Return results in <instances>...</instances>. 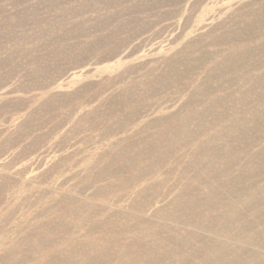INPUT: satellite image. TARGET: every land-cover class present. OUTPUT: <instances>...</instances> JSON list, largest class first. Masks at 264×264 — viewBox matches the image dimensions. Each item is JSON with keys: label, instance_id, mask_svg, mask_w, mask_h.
I'll return each instance as SVG.
<instances>
[{"label": "rangeland", "instance_id": "obj_1", "mask_svg": "<svg viewBox=\"0 0 264 264\" xmlns=\"http://www.w3.org/2000/svg\"><path fill=\"white\" fill-rule=\"evenodd\" d=\"M256 2L0 0V264H47L53 254L61 253V259L63 252L96 245L98 239H105V249L112 248L121 260L125 239L116 236L117 242L111 243L104 237L115 232L109 231V222L118 217L119 223L132 225L137 216L165 231L168 225L211 237L210 229L195 228L199 224L194 218L182 216L175 221L159 213L175 207L172 203L201 170V162L188 168L196 145L184 148L177 162H165L160 171L145 175L136 190L115 186L112 177L97 176V168L106 166L118 145L138 141L150 123L172 116L173 121L183 118L182 108L193 99V90L231 53L223 33L244 11L256 9ZM112 35L111 46L93 51L99 38L109 40ZM262 43L264 32L252 45ZM181 56L186 61L178 66L182 87L169 84L168 89L149 90L147 83L167 74ZM136 84L132 105L139 109L132 120L126 123L121 115L102 123L94 120L95 110L106 111L112 103L106 102L122 97ZM251 84L250 79L230 86L218 79L212 95L246 90ZM200 108L199 103L193 106L194 115ZM225 125L219 122L216 132ZM262 144L259 141L256 148ZM231 174L237 176V169ZM151 185L156 189L141 211L139 196ZM68 211L72 218L65 225L64 237L59 233L42 236L43 230ZM222 211V207L217 209ZM126 237L133 251V233ZM48 238H54L53 242L29 251L31 242ZM243 243L264 255L261 244H249L246 238ZM88 251L89 247L86 256ZM143 252L134 253L131 260Z\"/></svg>", "mask_w": 264, "mask_h": 264}, {"label": "bare ground", "instance_id": "obj_2", "mask_svg": "<svg viewBox=\"0 0 264 264\" xmlns=\"http://www.w3.org/2000/svg\"><path fill=\"white\" fill-rule=\"evenodd\" d=\"M263 2L264 0H258L256 9L244 11L231 29L223 33V38L231 44V53L214 66L204 82L193 90V99L182 108L183 118L173 121L172 116L150 123L147 128L141 129L143 132L138 141L118 145L117 153L109 156L106 166L97 168V176L112 177L116 180L115 186L136 190L141 178L160 171V166L165 162L166 165L177 162V155L184 148L196 145L188 168H195L201 162V170L189 180L184 193L172 203L175 207L172 210L161 209L159 213H165L166 217L174 218L175 221H179L182 216L194 218L199 224L195 228L210 229L211 237H201L194 231H183L168 225V231H165L164 227L149 225L146 219L137 216L133 217L136 223L132 225L119 223L121 218L118 217L109 222V231L114 229V235L106 234L104 237L110 239L111 243L117 242L114 239L116 236L125 239L123 248L120 247L123 259L115 258L112 248L105 249V239H98L96 245L78 246L63 252L64 257L61 259L58 258L61 253L53 254L47 264H264V255L248 250L243 243L246 238L249 244H261L264 248V43L252 45L264 32ZM118 31L117 29L114 36L119 34ZM112 39L113 35L109 40L99 38L94 43L93 51L104 50L105 45L111 46L108 42ZM116 45L117 41L112 47ZM89 51L91 53L92 49L88 53ZM178 58L167 74L147 83L149 90H156L155 87L166 89L169 84L182 87L183 73L178 66H183L186 61L182 56ZM218 79H224L230 86L237 81L240 83L250 79L252 84L246 90L228 86L233 89L230 94L212 95L214 83ZM137 86L138 84L122 97L118 95L106 102V105L112 102L106 107V111L95 110L92 113L94 120L102 123L118 115L125 118L124 122L131 119L139 109V106L132 105ZM196 103L201 108L194 115L192 108ZM130 108L132 109L129 110ZM222 121L226 125L216 132L215 127ZM20 124L22 125L21 120ZM153 128L157 129L155 133L150 131ZM203 130L209 132L204 134ZM259 141L263 144L257 149ZM236 169L238 174L233 176L231 172ZM142 185L143 183L139 186ZM155 189L156 186L153 185L145 187L139 196L138 208L141 211L147 205L146 202L149 203L148 197ZM221 207L223 211L217 212ZM72 211L75 212L73 209ZM71 218L69 211L63 213L58 222L55 221L49 229L42 231V236L52 234L55 237L59 233L58 236L64 237L65 225ZM62 228L64 232L61 231ZM129 232L133 233V244L136 246L134 250L138 251H132L133 246L126 237ZM52 239L54 238L31 242L29 251L51 243ZM88 247L89 256H86ZM142 251L144 252L138 254L136 260H131L134 253ZM78 260L81 262H77Z\"/></svg>", "mask_w": 264, "mask_h": 264}]
</instances>
